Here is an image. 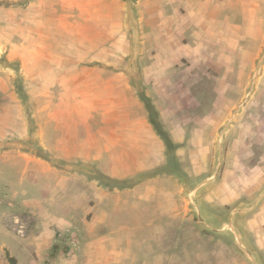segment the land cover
I'll list each match as a JSON object with an SVG mask.
<instances>
[{
	"label": "rangeland",
	"instance_id": "rangeland-1",
	"mask_svg": "<svg viewBox=\"0 0 264 264\" xmlns=\"http://www.w3.org/2000/svg\"><path fill=\"white\" fill-rule=\"evenodd\" d=\"M194 2L0 0V220L10 231L0 222V245L6 243L22 262L25 251L18 238L43 235L49 226L55 239L49 240L42 264L76 252L78 233L57 230L47 217L48 205L52 215H64L66 208H54L55 200L60 204L65 197L60 190L53 202L51 185H61L62 174H87L99 166L76 163L73 156L59 159L46 145L57 127L78 129L83 121L80 128H92L94 114L106 107L95 95L78 101L81 96L65 91L78 85L61 84L72 76H98L113 61L117 68L104 74L128 71L135 83L172 78L174 97L178 105L182 101L177 113L192 145L180 158L171 154L165 169L181 177L186 224L183 240L166 244L170 252L162 254L164 262L171 255L169 264H264V0ZM166 22L178 29L167 31ZM144 93H135L137 113ZM78 111L90 115L79 117ZM194 120L197 126L191 127ZM132 168L140 172L134 181L158 172ZM227 172L230 185L244 194L219 209L212 229L205 212L221 198ZM238 172L252 179L239 186ZM164 214L138 230L140 240L181 221L166 220ZM151 216V222L157 218ZM149 248V257L143 256L152 264L163 246ZM141 254L135 253L129 264H149ZM3 255L11 263L0 248Z\"/></svg>",
	"mask_w": 264,
	"mask_h": 264
},
{
	"label": "crops",
	"instance_id": "crops-1",
	"mask_svg": "<svg viewBox=\"0 0 264 264\" xmlns=\"http://www.w3.org/2000/svg\"><path fill=\"white\" fill-rule=\"evenodd\" d=\"M194 1L195 6L197 3ZM158 26L162 29L160 25ZM172 27L174 31L178 29L176 24L171 26L168 22L163 28L168 31ZM75 65L65 62V67L68 68H74ZM116 65L117 63L113 61L105 65L104 72L99 73L103 76L98 75L91 78L72 76L68 78L67 82L61 84L62 87L78 85V88L65 89L69 95L81 96L78 101L84 97L95 95L94 98L103 100L106 107L100 111L98 109V112L94 114L91 121H94L92 128L89 126L80 128L83 121L78 122V129L70 128V126L55 127L56 129L52 132L55 134V138L46 145L47 149L55 150L54 155L59 159H68L73 156L78 158L76 163L99 167L95 172L91 171L87 174L79 172L62 174L58 181L62 182L61 185H56V182L51 185L53 191L56 190V195H52L53 202L55 198H59L60 190L63 192L61 197H65L62 199L63 203L60 204L58 203L60 199L55 200L56 207L54 208L57 210L62 206L66 208L62 211L65 213L64 215H52L49 209L50 205H48L46 212L49 221L54 220L57 230L64 232L74 230L79 236L76 240V252L70 258H59L57 261L51 260L43 264H129L135 253L139 251L142 252V260L145 262L150 259L144 256L149 257L148 250L151 251L149 248L151 245L163 246V251L160 249L161 253L152 264H169L172 256L168 255L166 262L162 256V254L170 252L165 248L166 244L173 246L183 240L182 229H185L186 224V217L183 218V215L186 214V211L183 205L184 194L182 193L184 191L181 177L175 173L167 172L165 169L171 154L180 158L181 151L184 149V155L188 154L189 147L192 145V142L187 140L188 131L182 129L177 113L183 105H181L182 101L178 105V100L174 97L176 83L172 81V78L160 77L152 80L147 79V81L144 79L143 83L141 79V82L135 83L134 77L127 75L128 71L125 73L126 75L112 70L104 74L108 68H117ZM135 86L141 89H137ZM137 90L145 91L142 95L152 102L164 130L173 143L174 147L171 150L167 148L164 140L151 124L143 101H141V111L138 113L134 111ZM170 102L174 103L173 107ZM184 107L186 106L184 105ZM77 113L79 117L90 115L88 111H78ZM165 113L169 116L168 120L165 119ZM191 124V127L193 124L194 127L197 126V120ZM186 140L190 144L189 146L188 144L184 145ZM65 150H69L67 153L70 154L69 156H63L61 152L66 154ZM86 150L92 151L86 152ZM134 165L145 166L141 172H158L142 181H134L135 176L140 173L133 171L132 166ZM98 173L111 180L101 179ZM237 175L243 180H239V186L245 185L248 180L252 179L243 172H238ZM228 179L229 172L220 185L223 192L221 198L213 199L215 204H211V210L206 209L205 212L211 219L206 224L212 229L219 209L230 205L244 194L233 188V185L227 181ZM207 191H209L208 188ZM68 196L75 198V202H72V198L66 199ZM151 203L155 205L153 206L155 210L149 208ZM57 210L53 211L58 213ZM163 213L167 217L166 220L180 219L181 221L169 228L163 229L162 227L164 231L159 236L143 234L140 240L138 230L148 229L153 222L161 218ZM152 214H157V218L151 222ZM1 225L4 230L9 231L2 222ZM49 225H51L50 222ZM18 239L23 240L18 245L21 243L25 251L21 257L26 259L25 263L14 256L8 248L9 246L4 242L0 245L1 253L9 254L15 264H42L41 262H44L46 256L45 250L51 243L49 240L55 238L50 232L49 226L43 235L35 234L28 239L20 237ZM145 244L148 246L146 250L142 249ZM171 246L169 247L172 248ZM7 261L9 260L5 255L0 257V264H9L10 262Z\"/></svg>",
	"mask_w": 264,
	"mask_h": 264
},
{
	"label": "trees",
	"instance_id": "trees-1",
	"mask_svg": "<svg viewBox=\"0 0 264 264\" xmlns=\"http://www.w3.org/2000/svg\"><path fill=\"white\" fill-rule=\"evenodd\" d=\"M141 99H142L143 103L145 104L147 112L149 113V119H150L151 124L155 128L157 134L164 140L167 148L169 150H171L174 147L173 143H172L168 133L164 130L163 125H162L160 119L158 118L157 111L155 110L152 102L145 96H142ZM98 175H100L101 179H103V180H106V181L111 180L110 178L105 177L101 173H98ZM114 187H118V186H114ZM10 261L12 264H15V262L12 258L10 259Z\"/></svg>",
	"mask_w": 264,
	"mask_h": 264
},
{
	"label": "built area",
	"instance_id": "built-area-1",
	"mask_svg": "<svg viewBox=\"0 0 264 264\" xmlns=\"http://www.w3.org/2000/svg\"><path fill=\"white\" fill-rule=\"evenodd\" d=\"M76 243H77V242L74 240V241H73V244L76 245Z\"/></svg>",
	"mask_w": 264,
	"mask_h": 264
}]
</instances>
